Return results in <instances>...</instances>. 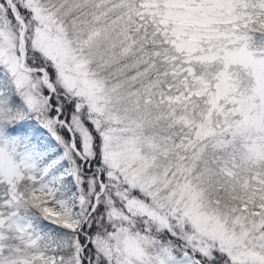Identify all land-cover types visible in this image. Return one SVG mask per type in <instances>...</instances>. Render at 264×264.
<instances>
[{
	"label": "snow or ice",
	"instance_id": "6c2138e0",
	"mask_svg": "<svg viewBox=\"0 0 264 264\" xmlns=\"http://www.w3.org/2000/svg\"><path fill=\"white\" fill-rule=\"evenodd\" d=\"M0 264H264V0H0Z\"/></svg>",
	"mask_w": 264,
	"mask_h": 264
}]
</instances>
